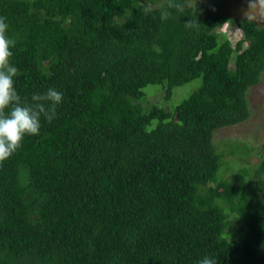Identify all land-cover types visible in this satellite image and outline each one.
<instances>
[{
  "label": "trees",
  "instance_id": "1",
  "mask_svg": "<svg viewBox=\"0 0 264 264\" xmlns=\"http://www.w3.org/2000/svg\"><path fill=\"white\" fill-rule=\"evenodd\" d=\"M215 1L0 0L22 103L63 93L0 163V264H264V157L218 180L212 143L249 115L264 26ZM232 20L237 39L220 32ZM195 78L179 104L143 106L148 85L168 99ZM226 209L238 239L223 235Z\"/></svg>",
  "mask_w": 264,
  "mask_h": 264
},
{
  "label": "rangeland",
  "instance_id": "2",
  "mask_svg": "<svg viewBox=\"0 0 264 264\" xmlns=\"http://www.w3.org/2000/svg\"><path fill=\"white\" fill-rule=\"evenodd\" d=\"M205 0H193V3ZM215 9L225 13V16L236 20H244L249 10L248 0H217L214 2ZM253 21L258 26H264V15L259 10L252 14ZM234 20L225 22L223 28L231 31L237 39L241 30ZM222 32V30H220ZM231 35V34H229ZM241 36V35H240ZM232 39V44L235 43ZM201 84V78H195L183 85L174 87L171 96L164 97V86L162 84H150L145 88L146 95L143 99V106L149 107L152 104L160 105L163 108L173 107L187 98ZM249 103L248 117L234 125L220 127L212 133V143L215 152L221 158V165L215 174V179H227L237 181L241 169H248L256 166L264 157V71L261 74L260 82L251 86L247 92ZM248 152L242 156L241 152ZM248 175L242 179V184ZM209 185H212L209 183ZM228 213L227 225L224 230V237L232 240L240 237V229L243 226L241 218L234 212L226 209Z\"/></svg>",
  "mask_w": 264,
  "mask_h": 264
},
{
  "label": "clouds",
  "instance_id": "3",
  "mask_svg": "<svg viewBox=\"0 0 264 264\" xmlns=\"http://www.w3.org/2000/svg\"><path fill=\"white\" fill-rule=\"evenodd\" d=\"M248 7L247 20L252 19L251 14L257 10L264 15V0H248ZM7 31L6 17H0V163L21 148L26 136L39 135L42 116L49 123L56 118L63 99V93L49 88L45 93L33 94L32 103H22L14 86L18 70L10 64L11 48L16 41L8 38ZM197 264H218V261L205 256Z\"/></svg>",
  "mask_w": 264,
  "mask_h": 264
},
{
  "label": "built area",
  "instance_id": "4",
  "mask_svg": "<svg viewBox=\"0 0 264 264\" xmlns=\"http://www.w3.org/2000/svg\"><path fill=\"white\" fill-rule=\"evenodd\" d=\"M221 30H222V31H226V33H230V31H227L226 28H222Z\"/></svg>",
  "mask_w": 264,
  "mask_h": 264
}]
</instances>
